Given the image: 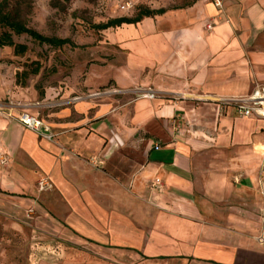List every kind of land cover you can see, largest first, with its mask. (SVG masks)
I'll return each mask as SVG.
<instances>
[{"label": "crops", "instance_id": "1", "mask_svg": "<svg viewBox=\"0 0 264 264\" xmlns=\"http://www.w3.org/2000/svg\"><path fill=\"white\" fill-rule=\"evenodd\" d=\"M131 1L151 14L100 29L103 58L81 75L0 90L54 135L0 113L5 226L35 217L56 264H264V118L216 102L264 86V0ZM97 67L109 75L95 84ZM101 86L159 93L32 105Z\"/></svg>", "mask_w": 264, "mask_h": 264}, {"label": "rangeland", "instance_id": "2", "mask_svg": "<svg viewBox=\"0 0 264 264\" xmlns=\"http://www.w3.org/2000/svg\"><path fill=\"white\" fill-rule=\"evenodd\" d=\"M123 2L124 0H9L8 7L19 13L21 20L27 25L47 36L69 38L74 44L57 47L40 43L27 34L14 35V41L26 44L27 50L16 54L14 46L0 47V90L4 89L7 93L6 99L31 87L41 92L45 87L66 81L71 72H79L81 75L88 62L92 63L97 58L101 61L103 37L97 26L116 16L130 14L133 9L134 16L139 13V8L135 7L129 11L121 9ZM2 31L0 28V34ZM108 75L109 71L103 72L100 67L89 73L95 84ZM108 87L110 86H101L92 90ZM95 167L102 169L104 165ZM8 219L10 216L7 218L0 213V264H56L53 249L55 244L45 242V229L37 226L35 217L28 218V223L23 226L14 227L5 226ZM64 249L71 250L65 246ZM79 251L85 252L82 248ZM80 260L89 264L87 256Z\"/></svg>", "mask_w": 264, "mask_h": 264}, {"label": "built area", "instance_id": "3", "mask_svg": "<svg viewBox=\"0 0 264 264\" xmlns=\"http://www.w3.org/2000/svg\"><path fill=\"white\" fill-rule=\"evenodd\" d=\"M215 3L218 6H222V0H215ZM121 9L129 11L132 10L135 7V3L131 0H124L123 4H121ZM131 93L135 95L136 97H156L158 95V91L154 90L153 88H135V89H121L116 87H108L105 89L97 90L94 92H89L87 94H75L70 96L69 99L60 100L56 102H34L33 106H56V105H63L68 104L71 102H77L80 100H83L85 98H95V97H102L105 95H118V94H126ZM218 104L221 106H234L237 110V112L242 116H255L264 118V86L261 84H257L254 90L244 96H227V97H221L216 100ZM19 104H16L14 102H11L9 104H5L0 102V113L5 114L10 118H14L18 120L20 123L25 125L28 128H31L32 130L44 134L48 138L52 139L54 135L51 133L50 126L43 120V118L39 115H34L28 112H22L18 116L13 115V108L19 107ZM0 161L1 163L5 164L8 161V158L1 153L0 151ZM91 163L95 165H103V160L99 157H93L91 160ZM52 187L51 182L47 177H44L38 181V189L40 191L48 190Z\"/></svg>", "mask_w": 264, "mask_h": 264}, {"label": "trees", "instance_id": "4", "mask_svg": "<svg viewBox=\"0 0 264 264\" xmlns=\"http://www.w3.org/2000/svg\"><path fill=\"white\" fill-rule=\"evenodd\" d=\"M9 0H0V28L3 31L0 34V47L3 46H14V51L16 54H22L26 52L27 45L23 43H16L14 41V35L27 34L33 39L39 41L40 43H47L52 46L61 47L63 45L73 43L69 38L62 37H51L40 33L33 27L27 25L23 20H21L19 13L8 7ZM151 14V11L143 8L140 9L139 13L135 16H120L116 18H111L105 23L99 24L98 29H106L109 27L120 26L123 23H136L140 21L144 16Z\"/></svg>", "mask_w": 264, "mask_h": 264}]
</instances>
